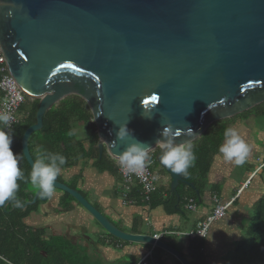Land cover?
<instances>
[{"label":"water","instance_id":"95a60500","mask_svg":"<svg viewBox=\"0 0 264 264\" xmlns=\"http://www.w3.org/2000/svg\"><path fill=\"white\" fill-rule=\"evenodd\" d=\"M0 50L13 82L39 100L21 145L31 168V136L43 129L49 110L77 96L91 110L100 156L106 150L117 160L137 142L158 149L156 162L177 198L181 184L196 188L161 164L163 128L179 133L175 144H191L212 124L264 104V0H0ZM55 190L70 195L106 235L156 244L191 264L166 242L121 230L79 191L57 181ZM51 198L37 191L18 207Z\"/></svg>","mask_w":264,"mask_h":264},{"label":"trees","instance_id":"16d2710c","mask_svg":"<svg viewBox=\"0 0 264 264\" xmlns=\"http://www.w3.org/2000/svg\"><path fill=\"white\" fill-rule=\"evenodd\" d=\"M29 101L32 100L27 99L20 109V112L25 114V118L20 125L9 133L13 140L11 148L14 154H22L23 156L18 161V167L23 172V178L17 181L18 190L15 194L22 205L31 202L37 191L28 179L31 167L23 155L21 146L25 131L36 123V113L39 107V100H34L31 105ZM256 108H261L262 115H264V104ZM253 110L245 112L240 117L255 115L252 112ZM229 120L212 124L203 136L190 144L195 160L183 177L187 182L194 184L196 189L181 184L178 187L179 198L171 193L170 188L166 190V197L158 190V193L156 192L151 197L150 208L163 207L167 215L173 216L185 214L182 207V201L185 198H193L199 204L205 189L208 187V175L215 157L219 154L218 149L223 144L224 131L228 129L227 123ZM81 123L85 126V138L78 139L75 132ZM98 144L97 127L93 123V116L88 104L80 97L71 96L46 113L43 129L34 133L30 138L29 150L34 161L41 151L59 153L65 156L66 164L62 166L61 173L56 181L78 191L76 186L82 180L83 172L72 181H67L63 173L77 168L81 164L92 163L93 168L98 172H108L117 180H121L117 162L109 156L106 150L100 156ZM157 167L159 165L156 162L154 169ZM138 190V188L132 189L131 197L136 198L138 204H141ZM72 202L76 201L70 195L64 193L61 206L65 212L73 211ZM41 203L42 201L37 200L35 205L28 207L26 210H21L16 206V203L8 205L6 210L0 209V264L74 263L73 258L70 256L61 257V261L57 260L56 252L58 250L52 245L54 238L52 239V236L47 235L44 227H31L24 222L33 209H37ZM237 204H239L238 200L233 205ZM70 240L62 238L60 240L61 246L70 244ZM207 242L208 240L205 246ZM190 244L191 252H193V262L191 264H210L211 257L206 252H200L195 243L191 242ZM76 248L82 251L81 254L83 253L84 249L82 247L77 245ZM159 250L161 249L157 248L155 253ZM230 254L227 264H264V194L253 206L246 234L234 243V250Z\"/></svg>","mask_w":264,"mask_h":264},{"label":"rangeland","instance_id":"374dc122","mask_svg":"<svg viewBox=\"0 0 264 264\" xmlns=\"http://www.w3.org/2000/svg\"><path fill=\"white\" fill-rule=\"evenodd\" d=\"M256 108V107H255ZM252 111L255 113L252 116L255 118H244V121L242 117L243 115L235 116L231 119H237L240 120L239 122L235 123L233 121H229L227 123L228 129H234L238 132V134L241 136V138L247 142V140L250 141V144L252 146H255L253 150L254 153V159L250 160L248 156L246 157L245 163L241 166L235 165L234 162L225 161L220 154V156H216L215 161L212 166V170L208 175V187L205 189V196H209L212 192L213 183L216 181L217 176L224 178L226 182H229L231 180H236L239 174L246 168L250 167V170L248 174H252L255 170L259 168V165H261L260 161L257 160V157L261 156V151H264V115H262L261 108H256ZM264 113V111H263ZM240 117V119L238 118ZM247 117V116H245ZM233 122V123H232ZM232 123V124H231ZM76 137L78 139L83 138L85 136V132L83 128H79L76 132ZM224 143V140H223ZM260 160H263L264 157L259 158ZM156 171L160 173H166L162 167H157L155 169ZM64 177H67V173H63ZM167 174V173H166ZM258 176L254 179V177L251 179L252 185L244 192L243 197L240 199V202L242 200L247 199L248 197L253 201V203L249 202L247 205L244 204H237L233 205L227 212L226 216L218 222H215L211 225L210 231H209V241L213 242H221L222 244L220 247L222 249H218L216 244H212L211 248L208 250V252H212L214 254L218 253L221 258H216L218 255H215L213 258L217 260L218 264H227V261L229 262V258L231 256L230 253L234 250V243L240 240L243 235L246 234L247 228H249L250 224V218L252 215V210L254 204L262 198L261 195L254 193L252 194V191L254 188H256L258 185H261V188H264V170L261 174H257ZM167 176L170 178V176L167 174ZM249 176V175H248ZM99 177H103L102 179ZM111 178L108 173L102 174L101 176H97L95 181L93 182V192L90 193L88 196L89 202L95 207L96 205L99 207V210L104 216H107L114 222L116 225L123 227V222L118 220L117 216L114 212H123L125 210L124 207H122L121 204L118 206L115 204H111L112 196L114 197L113 193H110V191L114 190L112 186H106L103 187L102 185H106L107 182H103L104 179ZM113 178V177H112ZM68 179V178H67ZM114 179V178H113ZM223 179V180H224ZM254 179V180H253ZM245 181V179H243ZM103 182V183H102ZM102 183V185H101ZM238 184V183H237ZM116 185V182H115ZM79 182V187H80ZM171 186V180L168 185V188ZM237 186V185H236ZM241 187V185H238L236 188L237 190ZM34 189V188H32ZM37 190V189H36ZM38 191V190H37ZM36 191V192H37ZM237 192V191H236ZM61 195L59 199H55L54 195ZM62 196L64 198V193L60 191L54 190V193L52 195V198L45 202L42 201V203L39 205L37 209H33L30 216L27 218V223L31 227H44L46 229L47 235L52 236V239L54 238V241L52 240V245L54 248H56L58 251L57 253V260L61 261V257H67L70 256L73 258V261L75 264H130L132 259H136L139 255L136 252H133L135 247H146L143 249L150 250V245H139V244H131V243H125L123 244L129 246V248L125 250H121L119 248H116L115 246L108 245L106 239H112L109 235H106L105 232L102 230V228L94 221V219L91 221V223L87 224L83 221L84 216H90V214L84 210L80 205H78L76 202H72V207L75 209L78 207V209H82L83 212L78 214V216L73 220V223L79 226H84V230H87L86 232H83L82 235L85 236L87 239L93 240L96 244L99 242L105 250H107L108 253L111 254H120L122 256H117V258H112L111 261H104L99 257L97 259V253L95 250H93V254L89 252H86L81 254L82 251L78 250L77 245L81 246V242L72 238L70 236L68 238L67 232L64 233L63 230H65V227L63 226V223H61V216L60 214H67L68 212H65L63 210V207L61 206V199ZM261 196V197H260ZM98 201V202H97ZM80 206V207H79ZM201 206V205H199ZM238 208V209H237ZM49 209V211H48ZM236 211H238L236 213ZM186 217H192L194 218V213H187L184 215H178V219L182 218L184 219ZM116 217V218H115ZM90 219L92 217L90 216ZM50 225V226H49ZM143 232L149 233L150 230L144 225ZM187 229V228H186ZM53 230H57L60 234H55ZM225 234L223 236L222 240H218V233L221 232ZM99 233H101V236L103 239L100 238ZM214 237V238H213ZM64 238L65 240L71 239L70 244L66 246H61V239ZM84 238V239H86ZM86 241V240H85ZM87 242V241H86ZM184 243V244H182ZM181 244L182 246L187 245V242L183 241ZM63 245V244H62ZM182 246L178 245V249L182 250ZM134 247V248H130ZM61 249V250H59ZM221 251L217 252L216 251ZM124 252V255H123ZM90 253V254H89ZM168 254V253H167ZM165 251L159 250L155 253V258L158 259L161 264H165L166 262H169L166 260L167 258H171L174 262H176V259L171 256L170 254L167 255ZM212 256V254H211ZM97 257V258H96ZM140 259V258H139ZM138 259V260H139ZM178 262V261H177ZM72 263V264H74ZM179 263V262H178ZM181 264V263H179Z\"/></svg>","mask_w":264,"mask_h":264},{"label":"crops","instance_id":"0c3cea01","mask_svg":"<svg viewBox=\"0 0 264 264\" xmlns=\"http://www.w3.org/2000/svg\"><path fill=\"white\" fill-rule=\"evenodd\" d=\"M33 101L34 100L29 101L30 105L33 103ZM242 118H243V120H241V121H244V118L245 119H247V118H252L253 119L255 117L254 116H247V117L244 116ZM229 121H233V122L237 123L240 120L237 121V119H230ZM79 128L80 129L83 128L84 132H85L84 124H82V123L79 124L78 129ZM83 138H85V136ZM246 144L248 145V148H249L248 158L250 160H253L254 159V153H255L253 148L255 146H252L250 144L249 140H247ZM217 156H220V153ZM261 157H264V151H261V156L257 157V160L260 161L261 165H259V168L257 170H255L254 172H252L251 175L248 174V172L250 170V167L244 169L239 174V176L237 177V179L235 181L231 180L229 182H226V180L224 178H222V177H220L218 175L217 178H216V181L212 184L213 187H212L211 194L209 196H205V192H204L202 200L199 201V204H198V205H201V206H199L198 207V211L194 213L195 214L194 218L185 216L184 219H182V218L178 219V215H173V216L167 215V212H166L165 208H163V207H158V208H155V209L154 208H150L149 207L150 203L148 204V203L144 202V198L140 194V192H139V195L141 197L140 198L141 199L140 200L141 204H138L137 199L131 197V192L132 191L126 192L124 190L123 182H122V178L121 177H120L121 180H117V178H115L114 176H112L108 172H104V173L98 172L96 169L93 168L92 163H88L87 165L81 164L77 168H73V169H71L69 171H65L64 173H67V177L66 178L64 177V178L67 181H70V180L72 181L77 175H79L81 172H83L82 180L79 181L81 186L79 187V183H78L76 187H77L78 191L81 194H83L89 200L88 196L90 195V193H92L94 191L92 187H93V182L96 180L95 178L98 175L101 176L102 174L108 173L111 178H108L106 180L104 179L103 182H107V184L106 185H102V183H103L102 182L101 185L103 187L112 186L114 190L110 191V193H113L114 197L112 196V199L110 201L111 204H115L117 206L119 204H121L122 207L125 208V210L123 212L122 211L121 212H119V211L118 212H114L115 215L117 216L118 220L123 222V224H124L123 227H120V226L116 225L114 222L113 223L118 228H120L121 230H123V231H125V232H127L129 234L153 236V235H156L158 233H163L164 231H168L169 233L170 232L187 233L188 231L194 230L196 228V225L200 221L204 220L205 217L212 212V210L214 208V205L212 203V197L214 195L220 197L223 202H228L233 197L236 196L238 190L241 189V187L249 179L251 181V179L253 177L255 179L258 176L257 174H261L262 173V171L264 170V167L262 169H260V167L262 165H264V159L260 160L259 158H261ZM211 170H212V168H211ZM255 172H257V173H255ZM160 175L163 177V180H162V183H161V186H160L159 190L164 195V197H166V195H167L166 190L168 189V185L170 183V178L167 175L163 174V173H160ZM99 178H101V177H99ZM243 179H245V181ZM115 182H116V185H115ZM236 185L237 186L241 185V187L237 190V188H236L237 186ZM251 185H252V181L250 182L249 186L243 191L242 195L239 197V199H238V203L239 204L247 205L249 202L253 203V201H251V199L249 197L247 199H245V200H242L240 202V199L243 197L244 192ZM134 188H132V189H134ZM254 193H256V195L259 194V195L262 196L264 194V188L262 189L261 185H258L256 188L253 189L252 194H254ZM54 196H55V199H59L61 197V195H59V194L54 195ZM95 207L97 209H99V207L97 205ZM48 211H49V209H48ZM81 212H83L82 209H78V207H76L75 209H73V211L68 212L67 214H60V216L62 217L61 218L62 221H60V222L63 223V226L65 227V230H63V231H64V233L67 232V235L69 237L71 235H73V233H75V232H78V231L80 232L82 230L84 232V226L83 225L79 226L80 224L76 225L75 223H73V220L78 216L77 213L80 214ZM237 212L238 211H236V213ZM187 213H191V212L185 211V214H187ZM108 219L112 222V220L110 218H108ZM92 220L93 219H90L89 215L83 217V221L86 223V225L91 223ZM24 222L27 223L26 220ZM144 225H146V227L150 230L149 233L143 232V230L145 228ZM53 231H54L55 234H60V233H58L57 230H53ZM85 232L87 233V230H85ZM218 235L219 236H218L217 239L219 241L222 240L223 236H225V234H223L222 231L219 232ZM101 239H103V238H101ZM106 241H107L108 245H111V246L113 245L116 248H119L121 250H125V249L129 248V246H127V245L122 243L123 241H120V240H117V239H114V238L106 239ZM165 241L168 243V245H170L171 247L176 249L178 252H180L190 263L193 262V252H191L192 249H190V245H191L190 243L192 241L190 242L185 237H176V236H172V235L168 236L165 239ZM183 241L187 242V245L182 246V244H184V243H182ZM87 243H88V241H87ZM92 243L94 245H98V247L97 248H94V247L91 248L90 247V250H89L90 253L93 254V250H95L96 253H97L96 254L97 257L98 256L101 257V259H103L104 261H109L110 262L112 258H117V256H122L120 254L116 255V254L108 253L107 250H105V248L99 242L96 244L93 240H91V242L88 243V244H92ZM212 244H216L218 249H222L220 247V245L222 243L221 242H213L212 243V241L211 242L209 241V237H208V242L206 244V253L211 257L210 258V264H218L217 260L215 258H213V257L215 255H218L216 258H219L220 260L223 259V258H221V256L218 253L214 254L211 251L208 252V250L211 248ZM178 245L182 246V250L178 249V247H177ZM130 248H134V247H130ZM143 248H146V247H143ZM143 248L137 246V247H135V249H132V250H134L133 252L138 253L139 256L136 259H132L130 264H134L139 258H141L145 253H147L149 251V250L147 251V249H143ZM216 251H217V249H216ZM217 252H221V251H217ZM166 254H167V252H166ZM211 254H212V256H211ZM123 255H124V252H123ZM99 257L97 259H99ZM166 260H168L169 262H166L165 264H179L177 262V260H176V262H174L171 258H167Z\"/></svg>","mask_w":264,"mask_h":264},{"label":"clouds","instance_id":"9594fccd","mask_svg":"<svg viewBox=\"0 0 264 264\" xmlns=\"http://www.w3.org/2000/svg\"><path fill=\"white\" fill-rule=\"evenodd\" d=\"M157 99L156 95L152 96L151 103L153 107ZM142 103L148 109L150 101L145 99ZM10 119L9 113H0V126H2L0 127V206H3L9 200L14 201L16 206H19V201L15 194L18 190L17 181L23 178V172L18 167V161L23 156L22 154H14L11 148L13 140L9 133L3 130V128L9 127ZM127 135L128 129L126 126L121 127L117 134L120 140H124ZM178 135L179 133L173 132L171 125L163 128L161 136L167 139L163 142L157 141L159 148L164 150L160 156V162L173 173L186 175L187 170L195 160V156L190 144L174 143V138ZM186 135H193L190 128L187 130ZM218 151L225 161L234 162L235 165L241 166L245 163L249 148L238 132L229 128L224 131V143L220 145ZM150 152V145L142 142L131 144L117 156L118 165L125 173L140 175L144 172L147 164L150 163L148 155ZM65 164L66 158L62 154L46 151L39 153L33 163L28 179L41 196L51 197L53 195L55 182L61 173L62 166ZM163 242L166 241L164 240Z\"/></svg>","mask_w":264,"mask_h":264},{"label":"built area","instance_id":"2783aa9c","mask_svg":"<svg viewBox=\"0 0 264 264\" xmlns=\"http://www.w3.org/2000/svg\"><path fill=\"white\" fill-rule=\"evenodd\" d=\"M0 113H9L11 119L9 121V127L3 128L4 131L10 133L16 126L20 125L25 114L20 112L23 104L27 99V95L21 91L17 85L13 82L11 75L8 71L4 58L0 50ZM158 151L149 153L150 163L147 164L145 170L140 175L125 173L119 167V174L122 178L123 187L126 192L132 190V188H138V192L143 196L145 203H150L151 197L155 194L162 183L163 177L154 169L156 164L155 154ZM118 164V161L115 160ZM264 165L260 167L263 168ZM256 173V172H255ZM250 179L238 190L235 197L228 202H223L220 197L214 195L212 197V203L214 208L212 212L200 221L194 230L187 233L182 232H168L158 233L153 235L156 241H164L168 236L185 237L190 242L195 243L196 247L200 249V252H205V243L209 237V231L212 224L221 221L227 214L228 210L233 206L234 202L242 195L243 191L249 186ZM183 209L187 212L195 213L198 211V203L193 198H185L182 201ZM157 249L156 244H153L150 250L145 253L135 264H161V262L155 258V251Z\"/></svg>","mask_w":264,"mask_h":264},{"label":"flooded vegetation","instance_id":"af4514ba","mask_svg":"<svg viewBox=\"0 0 264 264\" xmlns=\"http://www.w3.org/2000/svg\"><path fill=\"white\" fill-rule=\"evenodd\" d=\"M84 232H85V230H84ZM76 233V234H75ZM75 233H73V235H71L72 236V238L74 239V241L76 242V240H78L79 242H81L80 244H81V246L80 247H82L83 249H84V252L86 251V252H89V250H90V247L92 248V247H94V248H97L98 247V245H94L93 243L92 244H88L85 240L86 239H84L85 238V236H83L82 235V233H83V230L82 231H78V232H75ZM89 246V247H88Z\"/></svg>","mask_w":264,"mask_h":264}]
</instances>
